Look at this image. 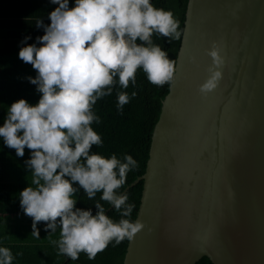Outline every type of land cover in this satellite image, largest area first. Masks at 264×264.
<instances>
[{"label":"water","instance_id":"1","mask_svg":"<svg viewBox=\"0 0 264 264\" xmlns=\"http://www.w3.org/2000/svg\"><path fill=\"white\" fill-rule=\"evenodd\" d=\"M176 67L123 264H264V0H188Z\"/></svg>","mask_w":264,"mask_h":264},{"label":"clouds","instance_id":"2","mask_svg":"<svg viewBox=\"0 0 264 264\" xmlns=\"http://www.w3.org/2000/svg\"><path fill=\"white\" fill-rule=\"evenodd\" d=\"M51 3L58 7L50 13V25L42 19L36 22L45 34L35 44H27L31 37H25L21 44L26 46L19 51V58L37 73L28 79L37 86L40 99L35 105L26 99L12 103L0 137L18 157L24 156L25 148L31 150L25 163L35 187L25 188L19 196L24 213L33 219L32 236L39 238L40 222H46L45 231L51 229L49 236L59 227V239L51 241L58 254L78 260L84 253L92 260L109 244L132 240L145 227L141 220L131 219L135 204L128 202L127 192H120L138 162L129 154L106 158L91 151L103 144L92 127L100 123L94 105L117 85L135 86L139 70L158 87L174 85L176 60L153 42V36L171 43L182 33L174 13L155 7L151 0H75L74 7H69V0ZM208 55L210 75L199 86L204 95L223 78L220 48L213 44ZM116 95L122 113L137 93L121 90ZM75 184L89 200L102 193L100 200L112 205L121 219L110 218L100 200L95 215L91 209L76 208ZM13 260L12 251L0 247V264Z\"/></svg>","mask_w":264,"mask_h":264},{"label":"trees","instance_id":"3","mask_svg":"<svg viewBox=\"0 0 264 264\" xmlns=\"http://www.w3.org/2000/svg\"><path fill=\"white\" fill-rule=\"evenodd\" d=\"M151 3L157 8L172 11L179 20V30L183 32L188 0H151ZM74 6L75 0H69V7ZM56 7L58 5L52 4L51 0H0V127L3 126L12 103L26 99L35 105L40 99L37 86L28 79L35 78L37 73L31 64H26L19 58V51L22 46H26L21 44L25 37H31L27 44H35L36 38L45 34L44 28L36 27V22L42 19L45 25H50V13ZM180 41L181 38L169 43L166 37L153 36V42L167 51L170 59L175 60ZM169 88L168 84L158 87L150 83L144 72L139 70L135 86L130 84L128 89H120L117 85L110 96L98 100L94 105V112L100 117V123L94 122L92 127L102 136L103 144L94 145L91 151L106 158L116 154L122 159L125 154H129L139 165L127 174V182L120 189L122 193L145 174L152 133ZM121 90L129 94L133 91L137 93L124 106L122 113L117 109L116 95ZM30 158L31 150L25 148L24 156L18 157L15 149L7 147L0 137V247H7L12 251L13 264H123L128 239L118 246L109 244L95 259L90 260L86 254L80 253L78 260H71L58 254V247L51 243L52 240L59 239V227L49 236L51 229L45 231L46 222H40L37 225L39 238L32 236L33 219L24 213L19 196L25 188L35 187L31 184V170L25 163ZM74 187L79 188V185L75 184ZM142 190L143 181H140L126 191L129 195L128 202L135 204L132 220L137 217ZM101 195L102 193H97L94 199L89 200L84 190L79 188L73 197L77 200L76 208L91 209L95 215V203L100 200ZM100 203L110 218L116 222L121 219L112 205L102 200ZM196 264L212 263L204 257Z\"/></svg>","mask_w":264,"mask_h":264},{"label":"crops","instance_id":"4","mask_svg":"<svg viewBox=\"0 0 264 264\" xmlns=\"http://www.w3.org/2000/svg\"><path fill=\"white\" fill-rule=\"evenodd\" d=\"M15 225V224H14Z\"/></svg>","mask_w":264,"mask_h":264}]
</instances>
